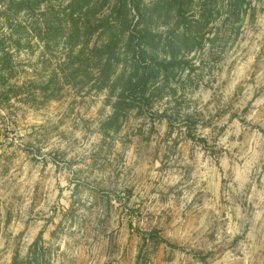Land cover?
Wrapping results in <instances>:
<instances>
[{"label":"rangeland","instance_id":"obj_1","mask_svg":"<svg viewBox=\"0 0 264 264\" xmlns=\"http://www.w3.org/2000/svg\"><path fill=\"white\" fill-rule=\"evenodd\" d=\"M73 1L0 16V264H264V0H128L132 28L150 9L144 93L128 32L89 57L88 3L119 0H86L72 62Z\"/></svg>","mask_w":264,"mask_h":264},{"label":"trees","instance_id":"obj_2","mask_svg":"<svg viewBox=\"0 0 264 264\" xmlns=\"http://www.w3.org/2000/svg\"><path fill=\"white\" fill-rule=\"evenodd\" d=\"M50 2L52 0H0V7L5 9H0V16L4 14L10 15L11 13L19 14L25 12V14H36L38 13L43 2ZM90 2V1H88ZM172 3H160L157 2L154 5H150L152 12H157L159 10L165 11L166 8L177 9L179 15H183L184 2L183 0H174ZM134 9L142 16L140 20L134 24L132 28L131 5L128 0H119L116 4L112 6L107 12H103V15H98L95 13L98 6L93 4V1L88 3V8L90 10L91 16L94 15V19L88 22L87 35L94 36L97 33L101 37L102 44H97L95 47L90 48L92 54L89 55L90 59L93 60L98 55L101 57L102 63L105 66L114 64V60L117 58V48L121 45L128 32L129 46L135 45L138 51V63L143 66V72H137L130 77L123 75V85L128 86L129 90L135 91L137 93L147 92L148 84L153 77L151 72L152 62L149 61L144 55L147 52V45L150 38L154 35L149 23L143 24V21L147 19L148 12L144 11L145 8L150 10L146 5L141 4V1L133 3ZM105 6H103L104 8ZM52 8V7H51ZM62 11V10H61ZM68 12V13H67ZM95 13V14H94ZM76 14L86 17V0H74L67 8L62 11V17L59 18V28L62 31H66L68 28L69 33V44L72 46L74 55H72V62L75 65L82 67L86 66V18L76 17ZM69 26H66L67 23ZM60 30V31H61ZM130 31V32H129ZM67 37V38H68ZM136 42H138L136 44ZM100 45V46H99ZM78 46H82L78 48ZM102 49V50H101ZM101 50V51H100ZM98 53V54H97ZM140 53V54H139ZM159 116L167 118L170 122L172 117L167 113H160ZM192 135V134H190ZM192 137H195L192 135ZM201 140L207 144L205 138ZM222 151V150H221ZM127 195V194H126ZM131 194L128 193L127 199H131Z\"/></svg>","mask_w":264,"mask_h":264}]
</instances>
